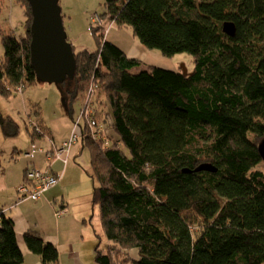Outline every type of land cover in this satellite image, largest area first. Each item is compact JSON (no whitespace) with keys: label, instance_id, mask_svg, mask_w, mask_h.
Listing matches in <instances>:
<instances>
[{"label":"trees","instance_id":"16d2710c","mask_svg":"<svg viewBox=\"0 0 264 264\" xmlns=\"http://www.w3.org/2000/svg\"><path fill=\"white\" fill-rule=\"evenodd\" d=\"M15 1L24 11L23 31L1 30L0 94L6 97L39 79L31 63V6ZM104 5V24L130 27L142 45L165 56L189 53L194 69L184 74L149 64L134 71L142 60L110 41L106 26L91 19L97 49L76 51L70 42L75 73L61 83H68L71 112L77 96L83 97L70 132L76 127L75 144L90 152L98 207L93 216L101 228L97 264H264V169L258 167L264 165V0ZM227 21L236 25L234 36L223 30ZM89 115L111 129L108 144L93 137ZM31 125L33 142L46 136L50 147V141L66 140L57 143L40 115ZM0 127L12 137L18 124L0 110ZM202 163L217 171H195ZM24 238L44 264H59L53 243L34 231ZM0 264H24L14 221L2 211Z\"/></svg>","mask_w":264,"mask_h":264},{"label":"rangeland","instance_id":"374dc122","mask_svg":"<svg viewBox=\"0 0 264 264\" xmlns=\"http://www.w3.org/2000/svg\"><path fill=\"white\" fill-rule=\"evenodd\" d=\"M4 5L0 9V62L4 58V46L1 40V30L15 27L17 33L23 31L22 20L24 15H19L18 10L21 8L15 0H3ZM62 12L64 14L63 22L65 30L67 32V39L69 42L75 45L76 51L80 49H97V41L94 34L91 33V15L95 12H99L101 19L104 16L101 15L105 11L104 0H60ZM13 11V14H12ZM93 13V14H92ZM105 22V19H104ZM108 28L109 24H104ZM106 32V37L116 43V39L124 38L130 42L133 38L137 37L134 35L133 30L130 27H118L114 26V29ZM117 44V43H116ZM123 47L124 44H119ZM156 52L157 57L147 58L145 60L146 65H156L164 68L182 69L185 66L189 72L194 69V59L189 53H179L173 57L163 55L159 50H153ZM68 87V83L61 82H50L42 79H37L36 83L26 86L23 93H14L12 96H3L0 94V110L5 115L12 116L17 124V133L12 137H7L1 130L0 127V148L2 150V172H5L10 163L6 160L16 161L18 158L17 154L13 153L14 148L19 147L26 148L29 143L27 138L30 137L32 132V125L38 118V115L42 117V120L50 128L57 143H61V137L70 134V131L74 125V122L78 118L80 110L83 105L82 93L72 103V112L68 109V101L65 95V88ZM106 105H104V117H106ZM109 128V127H108ZM110 129V128H109ZM111 130V129H110ZM109 130V131H110ZM69 133V134H68ZM66 137V138H67ZM45 136V140H46ZM63 141V140H62ZM37 142V140H36ZM39 143V142H38ZM40 144V143H39ZM79 143L74 146L73 150L78 148ZM47 147L45 143L42 145ZM81 146V144H80ZM27 149V148H26ZM23 155V152H21ZM33 159V158H30ZM75 161L79 164L82 169L83 177L73 181L68 188L69 196L73 201V205L80 203L91 202L93 197L94 182L90 177L89 170L90 166V152L89 148L85 147L78 158ZM20 167V164L17 165ZM258 167L264 169V165L260 164ZM12 170L9 167L8 174H11ZM7 174V175H8ZM17 176V175H15ZM63 177V176H62ZM60 183V182H59ZM58 183V184H59ZM57 184V185H58ZM94 208L88 216V219L94 217L90 222L85 221L86 226H82L84 231L87 233L80 239V248L88 257L91 264L95 262V247L97 245V236H94L92 228L99 230L98 216H93V213L98 212L97 205L93 204ZM97 223V225H95ZM92 226V228H91ZM91 230V231H90ZM97 230V231H98ZM92 232V237L90 234ZM102 247L108 243L106 237L102 235ZM91 253V257L88 253ZM136 253L131 251L130 255Z\"/></svg>","mask_w":264,"mask_h":264},{"label":"crops","instance_id":"0c3cea01","mask_svg":"<svg viewBox=\"0 0 264 264\" xmlns=\"http://www.w3.org/2000/svg\"><path fill=\"white\" fill-rule=\"evenodd\" d=\"M18 13L19 15L24 13L22 7L19 8ZM115 42L117 45L124 44L123 47L119 46L129 56L142 60V65L134 68V71L147 69L145 60L157 57L156 52L146 48L136 38H133L130 42L124 38H119ZM66 137L67 134L62 136L60 141L62 142V140L67 139L69 136ZM27 142L29 143L28 147H26L27 149L21 147L18 149L14 148L13 153L18 155L17 160L11 161L7 159L6 161L10 163V166L7 167L5 172H1L0 174V211L6 210V216L11 217L14 221L17 241L24 255V264H44L40 256L30 251L26 244L24 235L29 231L39 233L46 241L53 243L57 247L59 264H91L79 244L83 235L87 234L81 225L90 229L84 220L88 219L89 214L93 210L94 200L91 197L90 204L84 202L73 205L68 192L69 185L76 179L83 177L82 169L75 161L81 151L80 142L78 148L73 150L74 146L78 143L73 146L70 161L65 168L61 161L53 163V172L63 171V177L58 185L46 191L38 200H25L20 204H16L19 197L18 187L24 182L26 169L30 165L40 168L48 167L44 153L39 152L33 159L21 154V152H25L30 148L33 142L32 138L28 137ZM38 142L40 145L44 143L48 145L47 147L44 146V148L49 147V141L47 138L45 140V136L37 139ZM18 164H20V167L17 166ZM9 167L12 170L11 174H8ZM63 207L67 211L63 215L57 216L55 214L56 210ZM96 227L92 228L91 226L94 236L96 235ZM88 235H91L90 237L93 238L92 232ZM88 256L91 257L90 252Z\"/></svg>","mask_w":264,"mask_h":264},{"label":"water","instance_id":"95a60500","mask_svg":"<svg viewBox=\"0 0 264 264\" xmlns=\"http://www.w3.org/2000/svg\"><path fill=\"white\" fill-rule=\"evenodd\" d=\"M33 20L31 24V63L37 76L50 82H61L68 76L73 77L76 68L72 44L67 39L60 0H28ZM223 30L230 36L236 34L234 22L227 21ZM183 73L188 69L182 66ZM259 151L264 159V140L259 144ZM216 172L211 163L200 164L195 171ZM191 172V170L186 169Z\"/></svg>","mask_w":264,"mask_h":264},{"label":"built area","instance_id":"2783aa9c","mask_svg":"<svg viewBox=\"0 0 264 264\" xmlns=\"http://www.w3.org/2000/svg\"><path fill=\"white\" fill-rule=\"evenodd\" d=\"M91 21L95 25L104 24L103 19H101L98 12H95L91 16ZM109 25L110 26L107 28V32L110 30V28H114L113 24ZM89 116V123L93 137H103L108 144L110 140L107 136L110 132V129L107 128L105 124H102L95 118H93V116ZM79 138L80 133L78 130H76L75 127L71 135L61 144L56 145L54 142L50 141L51 146L49 148H44V146L38 144L37 142H32L30 148L27 151L23 152L24 156L27 158H34L38 152L45 153L48 167L40 168L30 165L26 169L25 176L27 182L20 184V186L18 187L19 197L16 204H20L25 200H38L46 191L56 186L60 182L63 172L55 174L52 170V165L57 161H61L63 163V166H65L69 162L70 150L72 146L79 140ZM66 211L67 209L64 207L59 208L58 210H56L55 214L57 216H61ZM2 212L5 213L6 210H3Z\"/></svg>","mask_w":264,"mask_h":264}]
</instances>
